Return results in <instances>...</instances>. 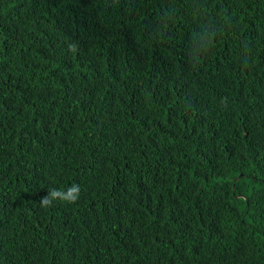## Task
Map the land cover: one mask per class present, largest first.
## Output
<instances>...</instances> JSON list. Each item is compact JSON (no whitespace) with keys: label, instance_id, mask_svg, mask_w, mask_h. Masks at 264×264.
<instances>
[{"label":"trees","instance_id":"trees-1","mask_svg":"<svg viewBox=\"0 0 264 264\" xmlns=\"http://www.w3.org/2000/svg\"><path fill=\"white\" fill-rule=\"evenodd\" d=\"M0 264H264V0H0Z\"/></svg>","mask_w":264,"mask_h":264},{"label":"clouds","instance_id":"clouds-1","mask_svg":"<svg viewBox=\"0 0 264 264\" xmlns=\"http://www.w3.org/2000/svg\"><path fill=\"white\" fill-rule=\"evenodd\" d=\"M80 195V187L77 184L65 189H50L45 196L40 200V204L43 207L52 206L54 201H64L68 203H75Z\"/></svg>","mask_w":264,"mask_h":264},{"label":"water","instance_id":"water-1","mask_svg":"<svg viewBox=\"0 0 264 264\" xmlns=\"http://www.w3.org/2000/svg\"><path fill=\"white\" fill-rule=\"evenodd\" d=\"M241 176H238V179L240 178ZM239 196H241V195H239Z\"/></svg>","mask_w":264,"mask_h":264}]
</instances>
